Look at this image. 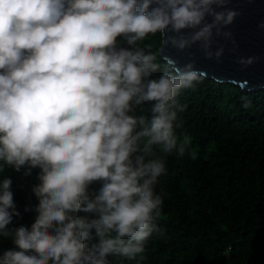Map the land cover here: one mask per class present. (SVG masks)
I'll return each instance as SVG.
<instances>
[{
  "label": "clouds",
  "instance_id": "1",
  "mask_svg": "<svg viewBox=\"0 0 264 264\" xmlns=\"http://www.w3.org/2000/svg\"><path fill=\"white\" fill-rule=\"evenodd\" d=\"M226 3L0 0V168L39 169L30 227H8L21 213L12 179L0 181V236L15 246L0 264H142L167 157L196 158L191 137L175 133L177 97L207 77L163 50L199 44L219 61L214 36L230 37L238 14ZM157 33L158 52L138 43ZM144 104L150 115H134Z\"/></svg>",
  "mask_w": 264,
  "mask_h": 264
},
{
  "label": "trees",
  "instance_id": "2",
  "mask_svg": "<svg viewBox=\"0 0 264 264\" xmlns=\"http://www.w3.org/2000/svg\"><path fill=\"white\" fill-rule=\"evenodd\" d=\"M162 39L160 33L150 34L138 43L158 52ZM157 59L162 62L160 54ZM177 99L185 107L177 114L175 133L189 135L198 155L192 159L186 151L183 157H167V173L155 187L163 200L162 216L142 264H264V88L248 90L206 77L182 89ZM150 108L144 104L133 114L150 115ZM23 171L0 168V181L6 176L13 181L21 213L10 229L30 227L36 215L25 208L38 203L31 188L39 169L27 177ZM14 247L10 237L0 236V252Z\"/></svg>",
  "mask_w": 264,
  "mask_h": 264
},
{
  "label": "water",
  "instance_id": "3",
  "mask_svg": "<svg viewBox=\"0 0 264 264\" xmlns=\"http://www.w3.org/2000/svg\"><path fill=\"white\" fill-rule=\"evenodd\" d=\"M226 7L238 14L223 29L231 34L230 37L214 36L213 51L223 48L219 61L206 58L199 44L184 52L171 47L164 48L163 52L178 57L181 62L194 60L198 70L218 82H230L248 90L264 88V26H261L264 24V0H227ZM241 58L254 59L251 64L243 65L239 62Z\"/></svg>",
  "mask_w": 264,
  "mask_h": 264
},
{
  "label": "rangeland",
  "instance_id": "4",
  "mask_svg": "<svg viewBox=\"0 0 264 264\" xmlns=\"http://www.w3.org/2000/svg\"><path fill=\"white\" fill-rule=\"evenodd\" d=\"M191 150H192L193 152H195L196 156L198 155L197 152H196V148H195V147H194V148H191Z\"/></svg>",
  "mask_w": 264,
  "mask_h": 264
}]
</instances>
